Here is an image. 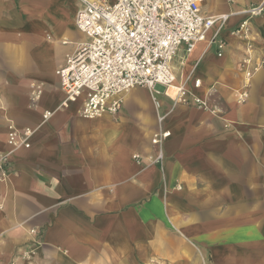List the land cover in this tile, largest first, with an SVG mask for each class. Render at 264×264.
<instances>
[{
    "label": "crops",
    "instance_id": "obj_1",
    "mask_svg": "<svg viewBox=\"0 0 264 264\" xmlns=\"http://www.w3.org/2000/svg\"><path fill=\"white\" fill-rule=\"evenodd\" d=\"M252 1L202 0V9ZM77 10L76 0H0V153L13 169L0 182V264H264V68L239 103L246 47L231 30L242 16L224 31L223 56L200 43L173 62L178 83L202 79L189 86L212 92L211 110L173 106L174 86L135 87L117 116L89 119L82 101L61 107L56 74L85 39ZM252 30L258 58L264 14ZM34 82L44 90L32 106ZM162 115L171 136L158 164ZM7 119L34 129L29 148L8 145Z\"/></svg>",
    "mask_w": 264,
    "mask_h": 264
},
{
    "label": "built area",
    "instance_id": "obj_2",
    "mask_svg": "<svg viewBox=\"0 0 264 264\" xmlns=\"http://www.w3.org/2000/svg\"><path fill=\"white\" fill-rule=\"evenodd\" d=\"M235 0H230L234 2ZM76 27L85 39L67 56L64 66L57 69L60 86L65 93L61 107L82 101L81 115L93 119L103 115L117 116L123 106L124 95L135 87L154 92L156 86L169 89L174 86L173 106L194 104L211 110L209 98L191 90L190 81L199 89L201 78L191 76L178 83L174 59L181 47L192 52L200 43L207 48L215 47L223 56L228 46L224 31L232 17L242 16L231 33L245 42L246 52L241 61L244 69L243 87L238 92L239 103L247 100L251 80L264 68V55H252V20L264 14V0H253L241 10L217 15H207L202 0H76ZM43 84L32 83L30 99L32 106L40 102ZM158 106V102L155 99ZM0 110H4L0 91ZM52 112L45 110L46 120ZM165 116H159L161 128L153 135L157 154L152 162L162 164L164 144L171 131L162 126ZM7 143L13 148H29L34 129L20 128L6 120ZM135 159L141 160L139 155ZM13 171L10 152L0 153V182ZM180 188V186H178ZM3 200L0 197V209Z\"/></svg>",
    "mask_w": 264,
    "mask_h": 264
},
{
    "label": "bare ground",
    "instance_id": "obj_3",
    "mask_svg": "<svg viewBox=\"0 0 264 264\" xmlns=\"http://www.w3.org/2000/svg\"><path fill=\"white\" fill-rule=\"evenodd\" d=\"M172 87V86H171Z\"/></svg>",
    "mask_w": 264,
    "mask_h": 264
}]
</instances>
